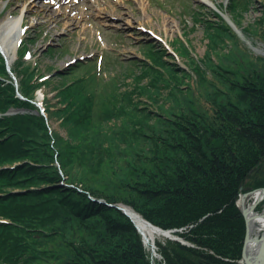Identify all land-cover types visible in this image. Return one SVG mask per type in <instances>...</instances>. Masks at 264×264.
<instances>
[{
	"label": "trees",
	"instance_id": "1",
	"mask_svg": "<svg viewBox=\"0 0 264 264\" xmlns=\"http://www.w3.org/2000/svg\"><path fill=\"white\" fill-rule=\"evenodd\" d=\"M250 1L218 7L239 26ZM212 13L213 24L204 19L212 50L195 60L191 84L151 44H144L149 63L115 59L120 70L112 76L92 70L89 59L55 72L62 104L52 112L46 99V112L60 117L66 138L31 113L38 83L21 50L11 67L18 86L0 54V218L11 220L0 223V264H152L118 202L163 229L190 227L175 233L193 246L158 242L165 264H240L246 222L237 197L264 187V57L243 51ZM240 29L264 42V7ZM227 37L233 45L214 62L213 49ZM14 108L30 111L8 115ZM70 173L84 184L74 186Z\"/></svg>",
	"mask_w": 264,
	"mask_h": 264
},
{
	"label": "rangeland",
	"instance_id": "2",
	"mask_svg": "<svg viewBox=\"0 0 264 264\" xmlns=\"http://www.w3.org/2000/svg\"><path fill=\"white\" fill-rule=\"evenodd\" d=\"M71 1L73 0H62L58 3L59 10H57L51 0H0V22L8 16L13 17L17 14L21 16L20 43L17 44L12 53L13 61L7 63V70L12 72L11 67L16 63L21 50L20 54H23L25 59V61L21 59L22 66L28 65L29 69L30 67L34 69L29 80L34 84L35 82L38 83V87L33 93L34 97L30 100L36 107L31 113L42 115L47 122L49 132L56 131L65 138L67 133L65 127L60 123V117L54 113L48 117L46 112V99L48 108L52 112L56 106L62 104L56 94L55 87L52 86V84L58 85V77L54 74L59 70L56 71V69H63L77 61L91 59L95 62V68L92 66V70L97 69L102 76H112L113 73L120 70V66L114 63L115 59L129 60L132 58L138 59L139 63L145 61L149 63L148 55L145 53L146 48H144L146 46L144 44H149L147 48L154 45L157 50L165 49L167 54L172 57L166 56L164 59L171 62V67L177 68L179 74L185 70L191 76V79L189 78V84H191L192 79H196L193 72L195 60L202 58L208 51L212 50L208 46L209 39L207 37V33L212 32V30H206L204 19H210L211 22L209 23L213 24L217 18L212 11L220 13L237 34L234 28L242 33L240 26H246L257 20L264 7V0H251L248 7L238 17L239 26H236L230 14L218 7L222 5L225 9L228 0H212V6H208L201 0H76L75 3L70 4ZM69 4L74 7L68 6ZM103 7L107 8L108 12L106 14L99 13L97 16V10L103 11ZM192 12H195L194 15ZM238 38L241 49L246 51L248 55L264 57V42L260 37L242 34L241 36L238 35ZM219 43L213 49L216 50L217 55L211 54L214 62H218L220 56L225 55L233 45V40L227 37L224 42ZM23 44L25 47L21 49ZM47 46H54L57 49L48 51ZM183 48H187L188 54L183 53ZM233 51L237 53L235 48ZM0 54L5 59L1 50ZM239 59L241 58L239 57ZM105 61L108 64L110 62L106 69L103 67ZM134 71L137 73L138 69ZM0 78L2 77L0 76ZM17 79L19 78L13 79L16 85ZM65 80L69 81V77H65ZM122 80L124 81L121 83L120 89H123L131 81L130 74H127ZM144 82H146L145 79L139 83ZM133 83H137V81ZM182 86L184 93H188L186 84ZM190 91L192 97L193 89L190 88ZM196 93H194V98L195 95L197 96ZM17 95L21 99L26 98L19 91H17ZM142 98L146 99V96ZM199 100L204 109L211 113L210 105L202 98ZM28 111H30L28 108H14L10 109L7 114ZM115 120H118L119 123L121 119ZM55 160H57L56 164L61 174L66 179L67 176L64 175L57 156ZM69 176L75 181L74 186L79 188L84 184L78 174L70 173ZM62 184L64 185L63 182ZM258 191L264 192V187H257L254 190L238 194L236 204L243 210L245 222L247 221L245 213L250 207H253L256 213H260L264 209V198L257 203L253 199V194ZM91 198L105 202L102 198L94 196ZM117 206L122 212L124 207L133 209L122 202H118ZM129 219L136 227L133 219L131 217ZM146 222L150 223L147 220ZM0 223L11 224V220L0 218ZM151 225L154 224L151 223ZM138 228L136 227L152 264H165L158 252V242L166 245L167 240H172L183 245L193 246L175 233L177 231L187 232L190 227L173 229L159 227L168 230L167 233L162 232L163 235L155 236V239L149 242H145L144 235ZM245 240L246 237L244 238L242 257ZM239 263L246 264L243 259L239 260Z\"/></svg>",
	"mask_w": 264,
	"mask_h": 264
},
{
	"label": "bare ground",
	"instance_id": "3",
	"mask_svg": "<svg viewBox=\"0 0 264 264\" xmlns=\"http://www.w3.org/2000/svg\"><path fill=\"white\" fill-rule=\"evenodd\" d=\"M58 1V0H55ZM61 1V0H60ZM138 1V0H137ZM206 3L208 6L213 5L212 0H201ZM31 2V1H30ZM76 0L71 1L70 4L75 3ZM70 4L68 6H70ZM56 9L59 10L57 4H55ZM74 7V6H70ZM99 13L106 14L108 12L107 8L103 7V11L100 9L97 10ZM21 16L19 14L11 17L8 16L6 19L0 22V45L1 49L4 52L5 56L8 58V61L11 63L13 61L12 53L20 39V25ZM243 33L239 34L240 36ZM200 74L198 77L200 79ZM264 198V192L258 191L253 194V199L256 200V203L261 201ZM99 201H101L99 199ZM238 206V205H237ZM239 207V206H238ZM128 211L131 218L136 223L137 227H139L140 231L143 233L145 242H149L155 239V236L163 235L161 231L152 227L150 224L144 220V218L137 212H135L130 207H124ZM242 214H244L243 210L239 208ZM245 210V208H244ZM246 240L245 247L243 252V257L241 255V259L244 260L247 264H264V209L260 213L254 212L253 207H250L246 211ZM240 259V260H241Z\"/></svg>",
	"mask_w": 264,
	"mask_h": 264
},
{
	"label": "water",
	"instance_id": "4",
	"mask_svg": "<svg viewBox=\"0 0 264 264\" xmlns=\"http://www.w3.org/2000/svg\"><path fill=\"white\" fill-rule=\"evenodd\" d=\"M226 20H229V19H227L226 18ZM230 21V20H229ZM234 30L237 32V34L239 35V34H241V32L240 31H238L236 28H234ZM0 50H1V52L3 53V51H2V49L0 48ZM123 212L128 216V217H131L130 215H129V213H128V211L126 210V208H124L123 209ZM132 219V218H131ZM133 222H134V220H132ZM150 225H151V223H149ZM136 225V224H135ZM152 227H154V228H156V229H158L159 231H161V232H163V233H167V231L168 230H163V229H161V228H159V227H157V226H155V225H151ZM136 227H137V225H136ZM138 228V227H137ZM247 228V227H246ZM139 229V228H138ZM246 234H247V230H246ZM246 237V236H245ZM243 251V250H242ZM246 263V262H245ZM247 264V263H246Z\"/></svg>",
	"mask_w": 264,
	"mask_h": 264
}]
</instances>
